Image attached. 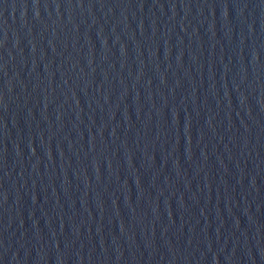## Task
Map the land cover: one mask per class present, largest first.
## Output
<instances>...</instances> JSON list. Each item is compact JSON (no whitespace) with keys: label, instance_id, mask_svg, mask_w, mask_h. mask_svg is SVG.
<instances>
[{"label":"water","instance_id":"obj_1","mask_svg":"<svg viewBox=\"0 0 264 264\" xmlns=\"http://www.w3.org/2000/svg\"><path fill=\"white\" fill-rule=\"evenodd\" d=\"M0 264H264V0H0Z\"/></svg>","mask_w":264,"mask_h":264}]
</instances>
